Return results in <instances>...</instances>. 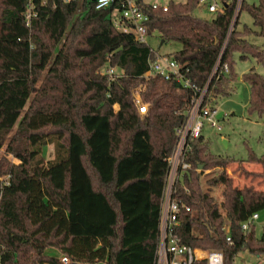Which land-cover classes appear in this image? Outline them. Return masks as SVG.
<instances>
[{"label": "trees", "instance_id": "obj_1", "mask_svg": "<svg viewBox=\"0 0 264 264\" xmlns=\"http://www.w3.org/2000/svg\"><path fill=\"white\" fill-rule=\"evenodd\" d=\"M139 1L149 32L180 43L171 56L197 89L207 86L204 102L233 90L235 53L264 66V50L245 37L248 26L238 28L246 10L264 36V0H241L237 15V0L223 2L210 18L195 14L199 0H169L167 10ZM152 56L150 45L114 25L112 7L0 0V264H63L61 254L67 264H154L167 157L194 91L174 78L146 76ZM218 60L229 64V74L210 79ZM115 67L122 72H101ZM242 79L250 86L248 111L262 115L264 73L251 68ZM139 86L148 104L143 114L135 101ZM53 135L67 155L47 166L43 149ZM192 145L191 168L176 183L175 195L190 206L179 214V240L222 251L226 264L242 249L264 255V227L260 235L254 222L242 228L264 209V156L249 151L237 162L234 171L249 181L238 185L227 173L229 158L212 153L203 135ZM5 154L19 162L10 164ZM200 165L220 171L202 184ZM217 185L220 202L211 193Z\"/></svg>", "mask_w": 264, "mask_h": 264}, {"label": "built area", "instance_id": "obj_2", "mask_svg": "<svg viewBox=\"0 0 264 264\" xmlns=\"http://www.w3.org/2000/svg\"><path fill=\"white\" fill-rule=\"evenodd\" d=\"M93 2L97 9L112 7L114 25L123 31L132 32L138 41L150 45L149 39L152 36L158 38L155 30L151 33L149 32L147 25L149 16L141 7L139 0H93ZM144 2L151 4L153 7L162 6L164 10H167L168 1L144 0ZM199 5L204 6L211 13L222 10L225 6L224 3L221 6L218 5L216 0H199ZM239 7L237 1L235 15H237ZM151 48L153 56L149 59V69L146 72V76L157 74L165 79L174 78L183 87L192 88L194 91L191 105L185 111L186 118L184 122L175 128L176 142L167 157L168 168L160 199L158 244L154 264H195L201 261H204L205 264H226L222 251L191 247L179 240L176 233V228L179 224V214L190 210V206L175 194L176 183L182 181L191 168L187 156L192 151V141L200 135L205 137L203 133L205 124L220 130L222 127L219 119L227 114L223 112L219 118L218 114L220 111L215 107V104H211L208 101L204 102L207 86L197 89L185 73L181 71L180 63L173 56L161 54L152 46ZM229 71V64L227 62L222 64L218 60L210 79L217 72L219 76L222 74L227 75ZM101 72L113 75L115 70L114 68H102ZM140 90V86L137 87L135 101L138 104L139 112L143 114L148 111V104L142 102ZM197 170L205 171L206 169H203L200 165ZM258 217V212L253 213L242 223V228L247 229L250 223L254 222ZM225 229L228 231L227 227ZM227 240H231L229 235ZM59 260L63 264H67L69 261L68 257L62 254L59 256ZM104 264L107 263L105 262Z\"/></svg>", "mask_w": 264, "mask_h": 264}, {"label": "rangeland", "instance_id": "obj_3", "mask_svg": "<svg viewBox=\"0 0 264 264\" xmlns=\"http://www.w3.org/2000/svg\"><path fill=\"white\" fill-rule=\"evenodd\" d=\"M169 0H159V2H166ZM218 5L222 3H229L231 0H216ZM240 6L241 0H237ZM259 0H247L249 3H258ZM239 12V8L237 13ZM195 14L210 18L213 13L207 11L204 6L199 5L195 10ZM247 25L250 29V33L245 35L246 39L260 47L264 50V36L258 34V28L253 25L252 16L248 11L242 10L239 16L238 28L243 29V26ZM149 44L161 54L171 55L173 52L178 50L181 45L178 42H165L160 45V39L152 36L149 39ZM234 70L237 74L236 79H231L230 84L233 88L228 96L217 97L213 104L218 108L219 111L227 114L225 117L219 119L221 124V129L217 130L215 128L209 127L205 124L204 135L209 143V149L212 153L221 156H227L231 163L226 167L227 173L234 180L235 184L242 185L245 182H249L245 178L240 177L234 170H236L237 162L240 159H246L248 157L249 151H252L255 155L261 157L264 156V113L258 115L257 113H250L248 111V100L250 96V86L248 82L242 79L244 73L253 68L259 73H264V66L257 62V60L249 56L247 59H240L239 53L234 54ZM115 73H121L122 71L118 68H114ZM48 77L47 70L41 74L40 81L36 86L43 84L45 78ZM55 91L57 88H54ZM136 95V93H135ZM29 103V102H28ZM26 105L25 109L27 108ZM118 105L115 106V109ZM24 109V110H25ZM5 150L2 148L0 155H3ZM45 156V163L47 166L54 164L67 155V150L63 144L58 140V138L53 135L48 138L47 144L43 149ZM56 154V155H55ZM5 158L11 164L18 163L19 160L12 154H5ZM230 156V157H229ZM55 158V159H54ZM54 159V162L50 163L48 160ZM233 160V161H232ZM248 169L260 170V165L257 163H243ZM219 168H207L201 174L202 184L204 180L212 176L215 173H219ZM7 179V176L2 178ZM264 186V184L262 185ZM206 188V186H204ZM222 186L217 185L212 188V195L220 202L222 200ZM259 217L254 221L255 233L260 235L264 227V209L258 212ZM48 251L54 252L59 255L57 249L53 247L47 248ZM264 261V255L258 256L250 253L246 249H242L235 256L232 264H259Z\"/></svg>", "mask_w": 264, "mask_h": 264}, {"label": "water", "instance_id": "obj_4", "mask_svg": "<svg viewBox=\"0 0 264 264\" xmlns=\"http://www.w3.org/2000/svg\"><path fill=\"white\" fill-rule=\"evenodd\" d=\"M163 43V40L160 42V45ZM222 111L219 112L218 117L220 118L222 116Z\"/></svg>", "mask_w": 264, "mask_h": 264}, {"label": "crops", "instance_id": "obj_5", "mask_svg": "<svg viewBox=\"0 0 264 264\" xmlns=\"http://www.w3.org/2000/svg\"><path fill=\"white\" fill-rule=\"evenodd\" d=\"M163 44V43H162Z\"/></svg>", "mask_w": 264, "mask_h": 264}]
</instances>
